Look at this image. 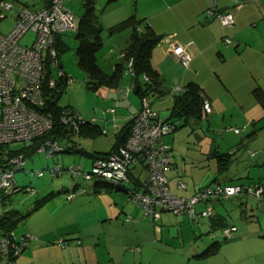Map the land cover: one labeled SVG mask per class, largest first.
Instances as JSON below:
<instances>
[{
	"label": "crops",
	"instance_id": "0c3cea01",
	"mask_svg": "<svg viewBox=\"0 0 264 264\" xmlns=\"http://www.w3.org/2000/svg\"><path fill=\"white\" fill-rule=\"evenodd\" d=\"M134 1L133 15L144 18L149 22L151 28L162 36L161 41L152 49L150 57L151 66L157 72V82L153 88L149 89L148 93L151 107L157 111L160 117L167 118L171 111L174 96L179 94L190 82L200 87L212 107L210 112L202 113L199 118H189L187 124L181 125L184 129L190 127L191 131H196V128L199 127L205 135L208 146L206 150L207 161H204L203 165L208 167V171L203 168L195 169L193 174L187 173L184 169L180 171L183 166L179 165L176 158L173 160L172 153V167L164 172L170 192L187 196L199 188L215 183L241 184L259 181L264 185V103L260 99V95L264 94V0ZM20 3L27 4L26 2ZM45 3L34 6V8L41 7ZM212 6H216L221 11L230 10L234 16L233 25L223 27L218 17L207 15L206 10ZM228 37L231 38L230 43L225 41V38ZM127 42L128 40L123 46L116 43L111 46L110 43L105 52L98 55V61L102 60V62L108 63L103 66L105 71L111 73L115 62H117L114 51H111L112 47L119 49L125 47ZM174 43L186 44L187 52L191 56L187 67L183 66L178 57L170 52L169 49ZM104 44L106 45V43ZM60 65L62 66L61 62ZM141 78L142 76L139 77V79ZM130 79L123 73L118 77L117 86L104 85L110 88L109 94L114 92V101L119 99L121 94L119 90L128 84ZM141 85H143L142 82ZM177 87H180L181 90L177 91ZM136 93L134 90L133 94L137 95ZM127 98L130 99L123 98L120 102H114V105L106 110L112 114L110 120L114 124L116 137L122 135L127 129L131 116L139 106V96L130 97L129 94ZM163 109L169 110L166 117H163L166 115ZM94 118L95 123H97L96 117ZM108 119L103 117L102 121L106 122ZM180 121L182 120L178 122ZM228 126L241 127V131L235 133L232 130H226L225 127ZM174 131V138H176L181 132L180 130L177 131V128ZM165 135L161 137V141L171 148L170 144L163 141ZM92 161L93 158H90V165ZM252 171L257 173L253 174V176L256 175L255 178H251ZM131 173L141 181L146 176L145 171L144 173L141 172L139 166L133 167ZM178 180L185 183L184 188L178 187ZM104 188L114 195L107 207L110 213L108 218L114 217V223L119 222L122 232L128 224L130 234L134 235V240L129 236L130 241L140 240L142 243L139 252L131 251L128 258L125 252L123 254L121 252L125 248L128 249L127 243L118 244L117 247L121 251L118 254L115 253L117 258L114 257V253L110 254L112 259L109 262H113V264H136L138 262L152 264L153 261L149 258V252L144 255V232H147L150 227L151 229L154 228L153 239L159 242L158 247L148 246L152 250L163 248L165 253H168L169 250L182 251L183 254L185 253L187 263L192 264L201 263L204 258H213L212 256L217 254L223 246H219L216 252L205 257H196L195 255L203 252L208 245L217 240L211 241L206 236L204 241H200L201 243L194 241L196 235L192 231L193 227L190 228L189 224L202 225L204 221V225L208 229H218V231L223 225L234 224V222L229 223L227 221L226 208L228 204H232L231 202L242 199L246 200L241 202L240 207L245 206V208L249 207L250 209L253 208L252 203L255 200L258 215L255 219H251L252 217L247 215L245 211L240 215V221L244 225L250 224V226L243 230L242 235L236 240L229 245L226 244L228 248L225 256L227 257L226 263L264 264V250L257 251L259 248H264L262 247L264 243H260L264 242V195L261 199L238 194L229 198L211 200L209 204L213 207L215 214L210 218L201 216L191 218L188 215L176 214L171 217L167 215V211H164L160 218L154 222L150 217L143 215L142 208L128 197L125 190L106 186ZM204 206L203 203H199L197 208L201 209ZM128 215L131 217L129 220H127ZM100 217L104 219L106 215H96L97 219ZM96 218L78 216L77 220L72 223V227L67 226L66 231L71 233L72 238H76L73 239L75 242L80 241L79 244L83 240L78 235L84 234L85 237L87 236L86 243H88L94 238L92 236L94 233L88 229L97 224ZM175 219L177 220L176 226L173 225ZM169 222L172 223L171 228L167 227ZM181 224L183 225L177 227ZM24 232H30V230ZM45 233H42L41 237L49 238V234ZM146 235L148 236L149 232ZM248 236L252 238L261 237L259 238L261 239L258 244L259 248L254 246L253 239L246 238ZM55 239L53 237V240ZM147 242L151 243L152 241L148 240ZM191 243H193L192 252L186 249V246ZM219 243L221 244V242ZM31 244L36 247L38 243L37 241H30L28 246ZM112 245L114 246V244ZM19 259L20 257H17L14 263L19 264ZM85 260L88 264L92 263L90 259ZM44 261L46 259H33L30 264L32 262L45 264ZM97 261L98 259L95 261L96 264H99L100 262ZM14 263L9 261V257L0 247V264ZM49 264L57 263H53L51 260Z\"/></svg>",
	"mask_w": 264,
	"mask_h": 264
},
{
	"label": "rangeland",
	"instance_id": "374dc122",
	"mask_svg": "<svg viewBox=\"0 0 264 264\" xmlns=\"http://www.w3.org/2000/svg\"><path fill=\"white\" fill-rule=\"evenodd\" d=\"M45 1L46 0H14L13 8L10 11L3 9L0 6V33L6 34L13 27L15 23L14 18L16 9L20 2H26L30 7H34L45 3ZM84 1L85 0H66L64 4L78 18H80L84 11ZM93 2L97 22L102 28L100 33L102 44L106 43L107 45L104 44V46L101 47L98 52V55H100L108 48V44L110 46L111 43L112 46L113 43H116L119 45L122 44L123 46L126 41L129 40L131 29L126 28L119 32L112 33L110 32L109 27L129 15H133L135 1L93 0ZM61 38L63 44H61L58 49V57L62 63L63 71L71 76V80L66 83L65 89L61 93L58 103L76 111L83 119L91 118L94 120V117H96V124L98 125L99 130L93 135L81 134L79 132H68V136L59 140V143L64 147L65 151L56 153L52 157H48L44 152L38 151L27 154L25 157L26 163L24 169L18 170L14 173V183L20 187L30 185L33 190L32 192L18 190L9 195L0 193V215L4 211L16 212L20 219L17 222L15 231L24 232L30 230L34 237L31 238V241H37L38 243L36 247L31 244L17 256L18 258L20 257L19 264H30V261L33 259H46V261H44L45 264L51 263V260L53 263L57 264L60 262H63L64 264H88L85 262V259H90L92 262L90 264H96V259L100 262L99 264H113V262H109L112 259L110 254L114 253V257L117 258L116 254L121 251L117 247L118 244L127 243L128 249L125 248L121 251L122 254L125 252L127 258L131 255V251L138 253L142 244L140 240L136 242L130 241L129 236L134 240V235L130 234L128 224H126V228L124 232H122L119 222L116 221L114 223V217L108 218V214L110 215V213L107 207L113 199V193L106 191L101 183L98 184L94 180H83L81 178L74 179L65 170L52 177L48 172V168L54 165V163H59L62 167H66L72 163L82 162L85 168L88 169L90 165V157L87 154L82 153V149H85L88 152L109 151L116 141V130L114 124L110 120L112 114H109L106 110L107 108L112 107L114 102H120L123 98L128 99V94L125 95V93L122 92L119 99L114 101V92L112 91L111 94H109V87L104 85L95 87L96 80L90 78L86 71L80 67L77 62L75 50L78 43L75 37V31H64L61 33ZM32 39L33 33L29 31L22 38V42L30 43ZM99 62L102 64V67L108 64L107 62H102V60ZM129 94L130 97L137 96L133 94L132 90ZM140 105L141 101L139 99V106ZM163 111H165L166 115L162 116L166 117L169 110L163 109ZM103 117L109 119L106 122H103ZM102 130H105V132H102ZM179 130L181 132H179V136L174 138L175 131H173L166 134L163 137V141L171 145L173 160L176 158L177 162L179 161V165L183 166L180 171L184 169L190 174H193V171L198 168H203L205 171H208V167L203 165V162L207 161L206 150L208 142H206V137L201 132V129L198 127L196 128V131H191L190 127H185L184 129L183 126H179L177 131ZM7 145L10 148H17L21 146L22 143L19 141H13ZM68 146L69 148L73 147L74 150L67 151L66 149ZM31 170H43L44 174L40 177L31 176ZM141 172L144 173L143 170H141ZM251 174V178H255L256 175L253 176V174L257 173L252 171ZM119 189L124 188L119 187ZM73 190H75L76 195L71 201H67L65 198L66 193ZM244 200L246 199L235 200L234 202H231L234 205H227L226 211L228 216H226V219L229 223L234 222L237 228L234 237L230 240L224 241L218 229H208L207 226L204 225V221L202 222V225H198L197 223L189 224L190 228L191 226L193 227L192 231L196 235L194 236V241H199L198 243H201L205 240L206 236H208L211 241L213 239L217 240L221 242L220 246H223L217 254L212 256L213 258H204L201 260V263L196 264H232L226 263L227 257L225 256L228 250L226 244L229 245L232 243L242 235L241 232L243 230H246V228H249L250 226V224L244 225V223L240 221V215L244 211L247 215L252 217L251 219H255L258 215V213H256L258 208L256 209L255 207V200L253 201L254 203H252L253 208L250 209L249 207L245 208V206H243L242 209L240 204ZM166 213L171 217H174L175 215L172 212ZM97 214L100 216L105 214L106 217L104 219L100 217V221L96 218ZM81 215L88 218H96L97 224L92 225L91 228L88 229L90 232L94 233L92 235L94 238L91 237L92 239L86 243L87 236L85 237L84 234H80L78 236L83 241L79 244L73 240L76 238H72L73 236L71 233H67L66 230L68 227H72V223ZM123 219L125 220L124 217ZM176 221L177 220L175 219L173 222V225L175 226L177 225ZM171 224L172 223L170 222L167 223V227L171 228ZM182 225L183 224L177 227ZM153 230L154 228H149L147 231L149 232L148 236L146 235L147 232H144V255L149 252V258L153 261L152 264H192L187 263L185 259L186 256L184 255L185 253L183 254L182 251L169 250L168 253H165L163 248H157V251L148 248V246L152 245L158 247L159 242L153 239ZM42 233L49 234V238L41 237ZM53 237L56 239L53 240ZM246 238L256 241H253L252 243L259 248L258 244L259 241H261L259 238L261 237L252 238L248 236ZM62 239H65V244L60 243V240ZM148 240L152 242L148 243ZM112 244H114V246ZM192 245L193 243L186 246V249L190 250V252L193 250L191 247ZM262 247H264V244H262ZM262 250H264V248H259L257 251ZM14 262L15 261H13V263Z\"/></svg>",
	"mask_w": 264,
	"mask_h": 264
},
{
	"label": "built area",
	"instance_id": "2783aa9c",
	"mask_svg": "<svg viewBox=\"0 0 264 264\" xmlns=\"http://www.w3.org/2000/svg\"><path fill=\"white\" fill-rule=\"evenodd\" d=\"M66 0H50L41 7H30L20 3L16 9L15 23L6 33H0V146L19 141L24 145L47 132L53 125L48 112L42 110L53 93L60 90L62 82L68 83L71 76L66 74L60 66L55 46L56 36L64 31H76L78 17L65 6ZM0 6L5 10L13 8V1H2ZM207 15L218 17L223 27H231L234 16L230 10H218L212 6L206 10ZM31 31L33 39L30 43L22 42L24 35ZM226 43L231 38H225ZM170 52L178 57L183 66L187 67L191 56L187 52L186 44L174 43ZM118 57L123 55L120 49L114 48ZM132 59L124 62L123 73L132 80L135 72ZM142 81H148L146 74H142ZM134 84L130 81L121 88L120 93L125 95L133 90ZM180 91V87L176 88ZM141 105L131 116V122L123 144L113 148L103 157L93 159L88 169L82 163H72L62 167L54 163L48 168L49 174L54 177L61 171H67L74 179L100 180L109 183L114 188H124L128 197L143 210V215L156 222L164 211L176 215L210 217L213 209L210 199L228 198L232 195L245 194L261 199L264 195V185L261 182L252 183H215L199 188L191 195H177L169 190L165 170L172 167V152L169 145L161 141V137L170 133L174 125L160 118L156 110L151 107L148 96L141 97ZM212 109L210 102L205 98L204 112ZM60 122L77 131L85 123L77 112H68L61 109L58 115ZM91 122L92 119L86 120ZM226 130L240 133L241 127L228 126ZM105 132V130H102ZM64 147L57 140H48L40 145L36 151L44 152L48 157L64 151ZM252 154V153H251ZM26 158L21 154L12 156L7 167L0 168V192L10 194L17 190L14 185V173L23 170ZM139 166L146 176L141 185L133 184L129 178L132 168ZM43 170H31L32 176H42ZM132 174V173H131ZM179 188L185 183L178 180ZM32 192L33 188L28 187ZM76 195L75 190L66 193V200ZM199 203L205 206L197 208ZM131 219L128 215L127 220ZM237 228L228 225L220 229L225 239L234 237ZM33 237L16 236L12 238L26 245ZM34 238V237H33ZM9 238L0 240V247L6 249ZM63 239L60 240V243ZM78 243L80 241H77ZM18 247L15 252H18ZM38 264V263H32Z\"/></svg>",
	"mask_w": 264,
	"mask_h": 264
},
{
	"label": "trees",
	"instance_id": "16d2710c",
	"mask_svg": "<svg viewBox=\"0 0 264 264\" xmlns=\"http://www.w3.org/2000/svg\"><path fill=\"white\" fill-rule=\"evenodd\" d=\"M2 1H9V0H0V2ZM10 1H13V0H10ZM49 1L50 0H46L45 4H47ZM126 28L131 29L129 40L125 47L119 48L123 52V55L121 57H118L117 53L113 52L114 56L117 59V62H115L112 72L108 73L107 71L103 69V67L98 61V52L100 51L102 47V39L100 36L102 28L97 22L94 2L93 0H85L83 14L80 18L77 19V29L75 31V37L77 39L78 44H77L75 53L77 57V62L80 65V67H82L86 71L87 75L90 78L96 80L95 87H98L99 85H109V86H114V87L117 86L118 84L116 83L118 81V77L120 75H123L124 62L128 61L129 59H132V63H133L132 65H133V69L135 72L134 79L133 80L130 79L134 84V88L132 91L135 90L136 85H139L140 87L136 94L137 96H139L141 100L142 96H145V95L148 96V93L150 91L149 89L153 88L155 82H157L156 81L157 72L151 66L150 57L152 54V49L154 48V46H156L161 41L162 36L157 34L151 28L148 21L144 20V18H138L135 15H129L123 20L110 25L109 30L110 32L113 33V32H119ZM61 44H63V42H62L61 34H59L56 36V42H55L57 56H58V49ZM114 48L115 47H112V49ZM142 74H146L149 80L143 82L142 79H139V77H141ZM141 82L143 85H141ZM65 86H66V83L62 82L60 90L57 93H53L50 99L47 100L45 107L41 108L42 110L48 112V114L51 115L52 120H53V125L47 132H45L41 136L34 138L30 142L29 145L22 144L21 146L17 148H10L7 144L0 146V168L1 169L7 167L8 160L12 156L21 153L24 157H26L27 154L35 152L37 148L40 145H42L45 141L57 140L59 142L60 139L68 136V132H79L81 134H89V135H93L98 132L99 128H98V125L95 123V119L89 122V121H86L89 119L85 118V123H83L82 126L80 125V128L77 131L73 130L71 127L64 126L60 122L58 115L60 114L61 109H66L68 112L73 111L67 106H62L58 103L59 97L61 93L64 91ZM204 99H205L204 93L197 84L190 82L187 85H185L182 91L179 94H176L174 96L173 101H172V106L170 108L171 111H170L169 116L165 119L162 118L164 121L168 123L170 122L174 125V128L171 132H173L179 126L187 124L189 118H199L202 115V113H204V110H203ZM260 99L262 103H264V94L260 95ZM179 120H182V121L178 122ZM130 122H131V118L129 120L128 126L126 127L127 129H125L122 135H118L116 137V141L109 151L88 152L87 150L82 149L81 152L87 154L90 158H93V159L108 155L113 148H116L117 146L124 143L126 135L128 133ZM66 150L73 151L74 148L73 147L69 148L68 146ZM129 178L133 184L141 185V181L139 179H136V177H134L131 173L129 175ZM134 179H136V181H134ZM96 183L98 184L101 183L103 186L113 188L112 185L104 181L98 180L96 181ZM14 187L17 190L13 192H16L18 190L28 191L27 188L31 186L27 185V186L20 187L18 185H15ZM116 189H119V188H116ZM5 195H9V194H5ZM218 199H224V198H218ZM218 199H210V201L218 200ZM212 212H213L212 213L213 215L210 217L214 216L215 214L214 209ZM210 217H207V218H210ZM194 218H197V217H194ZM19 219H20L19 215L13 211H4L0 215V240L2 238H9L10 244H8L6 249H3V251L7 254V256L9 257V261L11 262L15 261L17 256L25 248L28 247L31 241L29 240V242L25 246L20 245L18 247V245L20 244V241L12 238V233H14L18 237L27 236L31 234V232L15 231V228L17 227V222ZM230 225L233 226L234 224H230ZM225 226H228V225L221 226L219 228V232H220V229ZM222 239L224 241L230 240V239H225L223 237ZM64 240L65 239H63L62 244H65L66 241ZM219 246H220L219 241H214L210 245H208L206 249H204L203 252L195 256L205 257L209 254L216 252ZM17 247H18V252H15V249ZM32 263H35V262H32ZM136 264H144V263L138 262Z\"/></svg>",
	"mask_w": 264,
	"mask_h": 264
},
{
	"label": "water",
	"instance_id": "95a60500",
	"mask_svg": "<svg viewBox=\"0 0 264 264\" xmlns=\"http://www.w3.org/2000/svg\"><path fill=\"white\" fill-rule=\"evenodd\" d=\"M139 87H140L139 85H136V87H135V92L138 91Z\"/></svg>",
	"mask_w": 264,
	"mask_h": 264
},
{
	"label": "clouds",
	"instance_id": "9594fccd",
	"mask_svg": "<svg viewBox=\"0 0 264 264\" xmlns=\"http://www.w3.org/2000/svg\"><path fill=\"white\" fill-rule=\"evenodd\" d=\"M14 1V0H13ZM60 61V60H59ZM61 66V65H60Z\"/></svg>",
	"mask_w": 264,
	"mask_h": 264
}]
</instances>
